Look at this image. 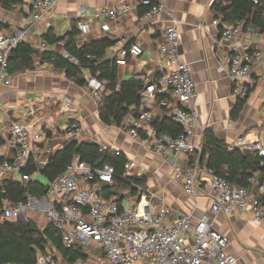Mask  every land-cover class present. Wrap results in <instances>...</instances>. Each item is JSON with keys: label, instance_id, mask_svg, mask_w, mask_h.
I'll list each match as a JSON object with an SVG mask.
<instances>
[{"label": "built area", "instance_id": "1", "mask_svg": "<svg viewBox=\"0 0 264 264\" xmlns=\"http://www.w3.org/2000/svg\"><path fill=\"white\" fill-rule=\"evenodd\" d=\"M135 4L123 3L111 8L96 11L80 9L76 20L79 38L84 39L91 32L90 21L120 23L138 12L139 6L146 12L139 19L148 22L161 14L171 17L164 6L152 0H135ZM252 2L256 3L255 0ZM57 0H19L11 9L22 8L33 23H45L52 27L50 14ZM21 5V6H20ZM212 26L218 28L222 42L227 46L225 57L227 74L231 81V93L237 100L248 97L250 88L246 85L251 79L253 67L264 65L262 53L254 46L252 36L257 32L244 29L242 23L230 25L222 17L212 14ZM174 22H172L173 24ZM259 32V31H258ZM26 29L4 31L0 29V88L12 85L13 76L8 72L10 53L18 45L27 43ZM179 33L175 25L163 30V42L158 47L159 55L170 66V71L154 81L155 75L143 78L140 114L128 115L121 127L133 142H145L149 150L164 160L171 161L175 179L181 180L184 193L197 199L206 194L209 199L208 214L193 220L189 214L173 211L167 207L162 196L154 190L138 185L131 201L126 205L114 200H105L98 191L102 185L113 182L115 169L109 164H91L75 158L66 172L46 184L45 195L37 197L26 193L22 202H6L0 207V223L3 221H25L29 216L44 217L61 235L65 248L78 244L84 249L94 246L102 250L106 264H237V259L228 253V240L214 228V219L220 213L235 211L249 212L253 220L264 225V182L258 185V195L247 191L226 179L217 176L211 169L201 165L197 154L200 145L195 142L193 128L197 122L196 85L187 64L179 59ZM47 46L40 41L37 50ZM142 48L133 44L120 53L117 66H123L127 57L138 58ZM87 88L98 107L103 105L105 82L89 75L85 76ZM53 96H51L52 98ZM43 98L40 97V100ZM64 106L73 110L72 100L63 97ZM168 110L167 116L181 126L177 136L159 134L153 127V118L146 110L149 103ZM260 122L264 126V105L260 112ZM81 124L70 122L63 136L73 140L80 136ZM144 136V138H142ZM42 138L39 134L30 137L28 128L20 123H12L8 129V143L14 150L11 161H0V182L17 173L19 182L28 183L39 176L21 174L30 164L38 165L40 149L32 142ZM244 152L264 157V145L259 142L241 140L236 144ZM51 156L52 148H46ZM103 155H123L119 150L101 145ZM187 157L188 168L182 170L174 161L176 155ZM133 165L129 161L124 166V178H132L129 171ZM36 264H51L50 260L38 257ZM82 264H99L83 262Z\"/></svg>", "mask_w": 264, "mask_h": 264}, {"label": "crops", "instance_id": "2", "mask_svg": "<svg viewBox=\"0 0 264 264\" xmlns=\"http://www.w3.org/2000/svg\"><path fill=\"white\" fill-rule=\"evenodd\" d=\"M134 1L57 0L48 19L52 21L51 28L65 34L71 23L79 18L82 8L96 11L123 3L136 5ZM152 1L162 4L171 17L163 13L144 22L139 19L138 8L131 18L120 23L93 20L90 21L91 32L85 40L109 38L117 41L108 51V58H115L116 61L120 59L124 48L139 45L143 55L138 58L127 57L125 65L117 66L119 79L124 81L140 74L159 75L161 79L171 68L159 55L158 47L163 42V30L174 24L179 33V59L190 67L196 85L194 106L198 117L193 128L195 142L200 145L203 133L210 130L218 141L229 147H236L241 140L264 145V126L260 122L264 105V65L253 67L251 79L246 83L250 88L249 95L236 119H232V113L240 100L231 93L225 60L227 46L221 40L219 29L212 26L210 7L214 0ZM0 29H26L27 44L38 52L42 51L37 50V45L43 41L42 36L48 30L45 23H33L22 8L14 10L1 7ZM252 40L264 57V34L257 31ZM44 51L67 58L61 44L47 47ZM12 76V85L0 88V160L11 161L14 157V150L8 143V129L12 123L27 127L30 137L36 134L42 136L32 144L41 151L37 164L45 166L52 156L46 148H52L54 153L63 148L71 141L63 136L65 128L70 122L78 121L82 132L73 140L119 150L133 165L129 175L133 179H143V188L154 190L162 196L168 208L189 214L195 221L208 214V195L197 199L187 196L182 181L175 179L171 161L154 154L145 142H133L119 127H107L99 121L98 108L87 87L75 86L48 63L36 62L34 70ZM40 97L43 99L40 100ZM63 97L72 100L74 111L64 106ZM155 105L152 102L146 108L153 120L161 116ZM174 161L182 170L188 168L186 156L178 154ZM14 176L19 177L15 173L8 180H15ZM32 179L40 181L39 176ZM213 221L214 228L227 238V251L237 259V264H264V225L255 222L249 212H222ZM89 248L91 254L88 252L89 257L84 262L106 264L105 257L102 259L98 255L101 249L94 246ZM82 263L78 261L75 264ZM51 264L67 263L57 255L52 256Z\"/></svg>", "mask_w": 264, "mask_h": 264}, {"label": "trees", "instance_id": "3", "mask_svg": "<svg viewBox=\"0 0 264 264\" xmlns=\"http://www.w3.org/2000/svg\"><path fill=\"white\" fill-rule=\"evenodd\" d=\"M141 1V0H138ZM214 0L210 11L222 17V21L230 25L242 23L244 29L259 31L264 34V0ZM19 0H0V7L11 9ZM146 8L139 6V15ZM79 38L77 22L71 23L65 34L55 29H48L42 36L47 47L63 45L67 58L53 52H38L27 43L18 45L10 53L8 72L11 75L32 71L35 63H48L51 67L80 88L87 87L85 74L105 82L103 105L98 107V119L107 127H121L128 115L138 117L141 104V92L144 89V74L135 75L128 80H120L116 59L108 58V51L117 41L109 38L85 40ZM82 42V44H80ZM159 79L155 76L154 81ZM247 98L238 101L232 113L236 119ZM161 116L153 121V127L159 134L177 136L181 126L167 116L168 110L155 105ZM144 138V136H142ZM201 165L211 169L217 176L228 182L258 195V185L264 182V157L255 153L242 151L238 147H229L218 141L210 130H205L197 154ZM75 158L91 164H109L114 167L115 175L112 184L102 185L98 194L105 200H114L121 204L126 196L135 195L132 184L143 187V179L124 178V166L127 159L124 155H103L99 146L93 143H83L71 140L49 158L45 166L37 167L30 164L21 174L32 176L38 171L39 177L46 182L31 180L28 183L16 180L0 182V207L6 202L18 203L24 200L26 193L42 197L45 195L46 184L66 172ZM2 161V160H0ZM121 191V193H120ZM122 191L126 192L122 194ZM264 201V197L259 195ZM29 216L24 225L20 220L3 221L0 223V264H36L39 256L47 257L54 252L67 264L86 261L89 257L86 249L78 244L67 249L63 246L61 235L51 224L39 229ZM102 252V250H101Z\"/></svg>", "mask_w": 264, "mask_h": 264}, {"label": "rangeland", "instance_id": "4", "mask_svg": "<svg viewBox=\"0 0 264 264\" xmlns=\"http://www.w3.org/2000/svg\"><path fill=\"white\" fill-rule=\"evenodd\" d=\"M15 177V176H14ZM15 180H18L19 181V177H15ZM40 181L41 182H46L43 178H41L40 177ZM120 193H121V191H120ZM126 192H124V191H122V194H125ZM131 201V196L129 195V196H126V198L124 199V201H123V203L126 205L127 203H129ZM29 219V218H28ZM30 219L31 220H33L34 221V223L36 224V226L39 228V229H42L43 227H45V225H46V220L44 219V217H37V218H31L30 217ZM21 221V220H20ZM22 222V221H21ZM86 250H87V252H89L90 253V248H86ZM92 252V251H91ZM91 254V253H90ZM98 255H99V257L100 258H104V255L102 254V252H99L98 253ZM52 256H57V254H55L54 252H51V253H49V255L47 256V257H43V256H39V257H43V258H47V259H49L50 260V262L52 261Z\"/></svg>", "mask_w": 264, "mask_h": 264}, {"label": "water", "instance_id": "5", "mask_svg": "<svg viewBox=\"0 0 264 264\" xmlns=\"http://www.w3.org/2000/svg\"><path fill=\"white\" fill-rule=\"evenodd\" d=\"M21 221L24 225L26 224V221L23 218H21Z\"/></svg>", "mask_w": 264, "mask_h": 264}]
</instances>
